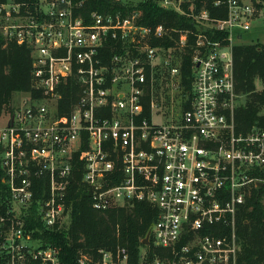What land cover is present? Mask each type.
Returning a JSON list of instances; mask_svg holds the SVG:
<instances>
[{"label": "built area", "instance_id": "obj_1", "mask_svg": "<svg viewBox=\"0 0 264 264\" xmlns=\"http://www.w3.org/2000/svg\"><path fill=\"white\" fill-rule=\"evenodd\" d=\"M157 1L194 28L144 24L140 9L83 14L84 0H0V34L29 47L38 92L28 91L0 125V264H64L28 221L61 228L79 170L96 210L136 201L156 208L145 245L163 253L148 257L142 248L136 264H236L237 211L252 188L264 187V128L235 129L232 48L264 2ZM189 35L192 84L184 92L180 53ZM71 77L80 87L74 102L63 95ZM163 82L178 92L174 111L158 95ZM74 264L132 263L116 246L80 249Z\"/></svg>", "mask_w": 264, "mask_h": 264}, {"label": "trees", "instance_id": "obj_2", "mask_svg": "<svg viewBox=\"0 0 264 264\" xmlns=\"http://www.w3.org/2000/svg\"><path fill=\"white\" fill-rule=\"evenodd\" d=\"M262 7V4H257ZM132 9L142 12L140 22L155 24L163 22L174 27L194 28V20L176 11L162 8L157 0H84L80 8L83 14L88 11L127 13ZM212 14L217 12L212 9ZM177 36V33H173ZM157 42V41H154ZM165 47L173 45V40H158ZM193 39L189 35L187 47L180 53L181 85L184 92L191 89ZM235 91L240 95L234 111L235 129L247 131L253 126L264 128V43H237L232 48ZM30 49L24 44L6 40L0 34V115L11 110L13 93L19 91L38 92L32 86ZM260 84V87L258 86ZM79 84L75 78L68 79L64 87V98L76 101ZM144 112L148 113V95L143 100ZM184 107L189 106L186 100ZM61 111H67L61 109ZM82 170L76 172L67 194L66 204L69 216L63 226L56 230H46L34 215L28 225L37 228L36 235L44 244L53 245L64 264H74L78 251L92 253L99 247H125L132 264L140 258L142 248L147 249L148 257L162 254V249L142 242L143 237L156 219L157 210L145 201L107 210L91 207L90 197L81 182ZM46 193L47 182L36 181ZM7 195L4 171L0 165V211L4 208ZM39 195L36 198L41 197ZM236 229L239 243L236 264H264V187L252 188L251 194L240 206L236 215Z\"/></svg>", "mask_w": 264, "mask_h": 264}, {"label": "rangeland", "instance_id": "obj_3", "mask_svg": "<svg viewBox=\"0 0 264 264\" xmlns=\"http://www.w3.org/2000/svg\"><path fill=\"white\" fill-rule=\"evenodd\" d=\"M262 2H264V0H262ZM262 10L261 13H259L260 15L252 22V27L250 28V30L244 32L242 34V37L240 40H238V43H264V3H262ZM258 86L260 87V84H258ZM170 89V87H167L165 82L161 83V85H159L157 87L158 92H160V94H158L160 96L161 99H163L165 101V105H169L172 106V110L174 111L176 109V107L178 106V92H168V90ZM28 92L27 91H19V92H15L13 93L11 102H10V106H11V110H5L1 113L0 115V125L3 124V122L5 123L6 121V116L14 109V107H16V105L20 102L21 98L23 96H25ZM170 96L173 97V101H170ZM167 102V103H166ZM156 122H160L161 119L159 117H155L154 119Z\"/></svg>", "mask_w": 264, "mask_h": 264}, {"label": "water", "instance_id": "obj_4", "mask_svg": "<svg viewBox=\"0 0 264 264\" xmlns=\"http://www.w3.org/2000/svg\"><path fill=\"white\" fill-rule=\"evenodd\" d=\"M149 233H150V230H148V231L146 232L145 236H144L143 239H142V242H143L144 244H148V243H149Z\"/></svg>", "mask_w": 264, "mask_h": 264}]
</instances>
